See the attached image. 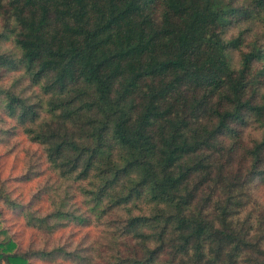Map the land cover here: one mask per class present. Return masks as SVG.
Returning a JSON list of instances; mask_svg holds the SVG:
<instances>
[{
  "label": "trees",
  "instance_id": "obj_1",
  "mask_svg": "<svg viewBox=\"0 0 264 264\" xmlns=\"http://www.w3.org/2000/svg\"><path fill=\"white\" fill-rule=\"evenodd\" d=\"M0 20V78L23 69L43 94L0 84V144L25 135L44 178L29 204L0 180V199L46 236L99 232L6 236L0 264H264V216L242 217L264 188V47L235 66L242 39L225 37L257 22L264 40V0H0ZM248 120L262 138L244 148Z\"/></svg>",
  "mask_w": 264,
  "mask_h": 264
},
{
  "label": "rangeland",
  "instance_id": "obj_2",
  "mask_svg": "<svg viewBox=\"0 0 264 264\" xmlns=\"http://www.w3.org/2000/svg\"><path fill=\"white\" fill-rule=\"evenodd\" d=\"M243 0H239L242 2ZM4 22L0 20V29L3 30ZM262 34V26L257 22H251L245 24V22L234 24L226 30L225 37L228 39L240 37L242 39L241 50H232L233 63L235 66H239L241 60V52L249 51L250 45L254 42L258 43V46L264 47V40ZM5 50H14L11 41L4 40L1 44ZM254 71L264 70V59L261 61H255L253 63ZM262 90L260 93L264 94V78H262ZM1 86L11 88L19 92L23 97L29 101L36 103L40 97L43 95L39 85H34L28 78L25 70H20L17 72H7L2 74L0 78ZM241 143L244 148L253 147L255 141H260L262 138L261 130L258 125L253 120H248L247 124L240 129ZM13 143L16 142V147L13 151L7 153V147L0 144V180H5L8 184L11 192V198L21 201L23 204H29L38 188L44 183L43 176H38L28 173L29 164L32 163L27 159V153L33 154L38 157V147L35 144L29 142L25 135L18 133L16 137L13 138ZM229 143V141L227 142ZM35 158V160L37 159ZM239 159V156H238ZM246 165H248L246 163ZM24 177V178H23ZM259 180H255L251 188V194L253 197V202L249 208V211L245 213L242 217L244 218L248 212L253 213V219L259 215L264 216V188L258 185ZM80 198H76V202H79ZM46 198L39 201L33 208L42 205V212L46 213L49 210ZM0 231L1 229H8L7 234H2L0 232V240L7 237L14 238L22 247L26 249L29 246L38 249L41 247H51L54 242H62L71 240V234L76 231V242H80L83 238L94 237L99 234L95 226L87 224V227L76 228L69 226L68 228H63L57 231V233L52 237L50 235L40 233L34 228L27 226L25 216L18 210L12 211L5 207V201L0 199ZM252 219V220H253ZM90 225V226H89ZM95 238V237H94ZM46 242V243H45ZM34 264H47L36 260Z\"/></svg>",
  "mask_w": 264,
  "mask_h": 264
}]
</instances>
